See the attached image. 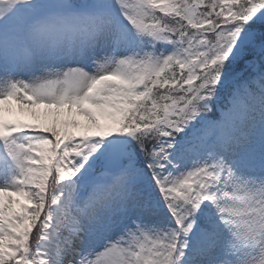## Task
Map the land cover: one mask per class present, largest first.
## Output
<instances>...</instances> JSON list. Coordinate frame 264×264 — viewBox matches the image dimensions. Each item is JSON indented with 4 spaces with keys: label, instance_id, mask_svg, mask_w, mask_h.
Segmentation results:
<instances>
[{
    "label": "snow or ice",
    "instance_id": "obj_1",
    "mask_svg": "<svg viewBox=\"0 0 264 264\" xmlns=\"http://www.w3.org/2000/svg\"><path fill=\"white\" fill-rule=\"evenodd\" d=\"M0 264H264V0H0Z\"/></svg>",
    "mask_w": 264,
    "mask_h": 264
},
{
    "label": "rangeland",
    "instance_id": "obj_2",
    "mask_svg": "<svg viewBox=\"0 0 264 264\" xmlns=\"http://www.w3.org/2000/svg\"><path fill=\"white\" fill-rule=\"evenodd\" d=\"M77 117H81V120H80L81 122H82V121H83V123L86 122V118H85V117H82V116H77ZM78 120H79V119H78Z\"/></svg>",
    "mask_w": 264,
    "mask_h": 264
}]
</instances>
